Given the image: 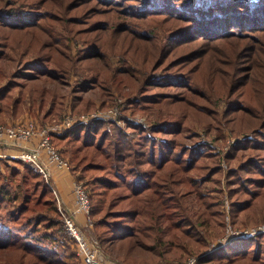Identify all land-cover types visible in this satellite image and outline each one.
I'll return each mask as SVG.
<instances>
[{"label":"trees","instance_id":"1","mask_svg":"<svg viewBox=\"0 0 264 264\" xmlns=\"http://www.w3.org/2000/svg\"><path fill=\"white\" fill-rule=\"evenodd\" d=\"M89 2L0 0V83L12 62L28 58L34 71L0 89V125L26 112L52 120L68 107L80 114L123 100L130 115L154 113L150 128L92 120L53 137L71 147L103 252L127 264H178L203 252L198 264H264V233L217 250L208 242L226 226L222 179L231 225L264 224V65L255 64L264 63V0ZM193 40L222 44L198 55ZM113 55L123 57L117 67ZM72 75L69 95L43 84ZM217 99L227 101L222 112ZM196 123L223 144L200 142ZM225 129L254 135L227 145ZM4 207L0 264H81L40 173L0 169Z\"/></svg>","mask_w":264,"mask_h":264},{"label":"built area","instance_id":"2","mask_svg":"<svg viewBox=\"0 0 264 264\" xmlns=\"http://www.w3.org/2000/svg\"><path fill=\"white\" fill-rule=\"evenodd\" d=\"M125 103V101L123 100ZM124 104L118 102L104 110L99 108L93 112L75 114L68 107L61 117L52 122H43L35 117L25 118L23 121L0 125V162L20 163L28 165L38 171L48 187L55 196L58 211L63 223L62 233L69 239V244L76 252L81 264H125L116 259L103 255L97 240L90 238L88 227L92 226L90 216L89 193L84 185L75 177L73 178V194L75 196V207L69 209L63 206L57 188L53 180V166L57 172L71 173L72 167L69 161L61 154L60 150L53 143V137H59L72 129L74 126L89 123L92 120H107L116 122L124 127L127 120L134 124H140L145 128H150L148 123L137 120L134 117L125 118L123 112ZM230 138L227 139L229 144ZM226 147L224 148V153ZM225 162L223 161V164ZM226 210V236L223 243L226 244L237 238H246L262 230L233 228L230 224L229 204L227 199L224 201ZM83 213L85 226L82 228L77 222L76 214ZM178 264H198L197 257H189L187 260Z\"/></svg>","mask_w":264,"mask_h":264},{"label":"rangeland","instance_id":"3","mask_svg":"<svg viewBox=\"0 0 264 264\" xmlns=\"http://www.w3.org/2000/svg\"><path fill=\"white\" fill-rule=\"evenodd\" d=\"M86 5L88 6V5H92V0H90V2L89 3H86ZM100 10H103V9H100ZM106 16H104L103 18H105ZM234 20V19H233ZM228 36H230V34H228ZM182 42H186V40L185 41H182ZM165 44V43H164ZM212 45V47H213V49H214V47L216 48V46L217 45H221L222 44V42L221 41H217V42H213V43H209V42H204V41H201V40H193L192 42H190V47L192 48V49H194V52H198V55H200L201 53V51L203 50L202 48L204 47V46H206V45ZM185 48L187 49L188 48V45L186 44V45H184V47L182 48V47H180L175 53H173L172 55H171V58H174V56H177V55H179V54H182V53H184L186 50H185ZM170 50V49H169ZM139 56V58H141V56L140 55H138ZM111 61H112V64H113V66L114 67H117L118 65L117 64H120V61L121 60H123V57L121 56V55H113L112 57H111V59H110ZM20 61H16V62H12L11 63V65H9V67H8V69H9V73L8 74H10L11 76L10 77H8V78H6V79H4L1 83H0V89L1 90H3L4 89V87L5 86H7L8 84H10L13 80L15 81V82H18V81H20V80H24V79H22V75H21V73L22 72H30V73H32V72H34L33 70H31V69H27L26 67H30V61L28 60V58H26L25 60H24V62H22L21 63V65H19L20 63H19ZM18 63V65H16ZM258 63H260L261 65H264V63H263V61H262V59H260V58H258V60L255 62V64H258ZM10 64V63H9ZM260 69H254V71H255V73H254V79H256L257 77H258V75H257V72L259 71ZM34 74H38L39 75V72L38 71H36ZM218 75H220V74H218ZM221 75H223V74H221ZM21 76V77H20ZM198 78L200 79V76H198ZM43 84L44 85H47V86H50V87H54V88H57L59 91H61L62 93H67L68 95L71 93V90L73 89V87L75 86V84H76V77L74 76V75H72L70 78H68L67 79V81H66V83H63V81H61V80H55V79H51L50 77H48V78H45L44 79V81H43ZM131 84V86H132V88H133V90L131 89V88H129V89H126L125 90V92H127V93H129V92H131V91H134V88H135V84L132 82V83H130ZM203 85H205L206 86V84H203ZM100 91H99V89H96V88H92L91 90H89L88 91V96H90V97H92V98H94L96 101H98V103H99V101H100V98H99V93ZM131 96V95H130ZM1 101H3V98L2 99H0V104L2 103ZM125 101V100H124ZM217 101H218V105H219V108H221V112L226 108L225 106H226V104H227V101H220V99H217ZM120 102H122V104H124L125 105V103L123 102V101H120ZM127 105V104H126ZM228 105V104H227ZM125 107V106H124ZM123 112H124V114L125 115H127V116H129V118H132V117H134L135 119H137V120H140V121H143L145 124L146 123H152L151 121H152V119H153V117H154V113H153V115H145V114H140L139 112H136L134 115H130V111L129 110H126L125 108L123 109ZM27 113V117L26 118H31V117H34V115L33 114H29V112H26ZM63 114V110L59 113V116L58 117H61V115ZM25 116V115H24ZM24 116L22 117V116H20V117H18L17 119H10V117H6L2 122L3 123H1V125H6V124H8V123H14V122H20V121H23L25 118H24ZM57 117V118H58ZM57 118H55V119H52V120H48V119H46V120H43V119H41L40 117H37V119H39V120H41V121H43V122H52V121H54V120H56ZM122 128H125V127H122ZM194 132H196V134H197V139L201 142L202 140L203 141H205L206 142V144H209L210 146H212V147H214V144L216 143L215 141L217 140V137L214 135L215 133L213 132V133H209V134H207L206 133V128H205V126L204 125H200V123L198 124V123H196L195 125H194ZM236 134H233L232 132H230V130L229 129H225V131H224V133L226 134V138L228 139V138H230L228 141L229 142H232V139L231 138H234V143L236 142V141H239L240 139H242V138H246V137H252V135H254L253 134V132H252V129H237L236 130ZM66 134V133H65ZM131 135V134H130ZM63 136V135H62ZM61 137V136H60ZM131 137H133V135H131ZM226 140V139H225ZM224 140V141H225ZM55 145H56V147H58V149L60 150V152H61V154L69 161V163H70V165H71V167H72V171H71V173H68L70 176H71V180H73V178H77V177H79L80 176V170L78 169V168H76V166L74 165V163H73V161H72V157H71V155H72V152H71V147L70 146H68V145H65V144H56V143H54ZM216 144H218V145H222L223 144V142L222 143H216ZM226 144L227 145H229V143L227 142V140H226ZM233 143H231V145H232ZM226 147V150H227V146H223V148H222V150L224 151V148ZM229 148H230V146H229ZM229 148H228V150H229ZM214 149V148H213ZM217 151L218 150H220L221 148H220V146H216V148H215ZM218 152H220V151H218ZM11 166H13V167H16V168H20L22 171H23V169H25V168H30V169H32V170H34L35 172H37V173H39L38 171H36L34 168H32V167H30V166H28V165H22V164H20V163H17V164H14V163H11V164H9V163H6V162H0V169L1 170H9L10 168H11ZM50 170L54 173V167L53 166H51L50 167ZM55 183V182H54ZM221 184V186H222V188H223V190H224V198H226L227 199V189H226V181H225V179H222V182L220 183ZM55 197V196H54ZM227 201H228V204L230 205V202H229V200L227 199ZM57 205V204H56ZM222 208V207H221ZM6 212H7V207H4L3 209L2 208H0V215H2V217H4L5 218V214H6ZM231 221V220H230ZM230 224H231V222H230ZM227 225V224H226ZM232 226V225H231ZM233 227V226H232ZM233 228H241V229H253V230H262V231H260V232H258V233H264V224L263 223H257L256 225L255 224H253V226H248V225H245V226H239V227H233ZM60 231V230H59ZM88 231L89 232H87L88 234H89V236H90V238H91V236H92V238L93 239H95V240H97V242H98V239H97V237H96V233L94 232V228H93V225L91 226V228L90 227H88ZM255 234H257V233H255ZM255 234H253V235H251V237L252 236H254ZM226 236V226H225V230H224V232H223V236L222 237H220V239H216L215 241H212L211 239L208 241L209 242V245H210V249L209 250H217V249H219V248H223V245H226V244H232V242L231 241H233V240H231L230 242H228V243H226V244H224L223 243V239H224V237ZM250 237V236H249ZM249 237H246V238H249ZM243 239H245V238H243ZM235 240V239H234ZM100 246V245H99ZM101 248V247H100ZM102 250V249H101ZM103 251V250H102ZM206 251H208V250H206ZM206 253H201V254H199V255H197L196 257H201V256H203V255H205ZM103 255L105 256L106 254L103 252ZM105 257H107L108 258V256L106 255ZM112 259H116V260H118V261H121V259H119V258H117V257H111ZM121 262H123V263H125V264H127L126 262H124L123 260L121 261ZM80 263V262H79ZM131 264V263H130Z\"/></svg>","mask_w":264,"mask_h":264},{"label":"crops","instance_id":"4","mask_svg":"<svg viewBox=\"0 0 264 264\" xmlns=\"http://www.w3.org/2000/svg\"><path fill=\"white\" fill-rule=\"evenodd\" d=\"M24 115H22V117L24 116V118L28 116L27 114ZM53 180L55 182V186L57 188L63 206L69 209H73L75 207V196L73 194V180H71V176L68 174V172L63 173L54 171ZM75 216L80 226L84 229L87 228L85 226V217L83 213H77Z\"/></svg>","mask_w":264,"mask_h":264}]
</instances>
